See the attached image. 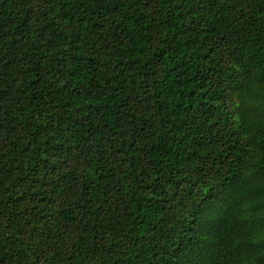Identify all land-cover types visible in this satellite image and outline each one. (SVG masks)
Instances as JSON below:
<instances>
[{
  "label": "trees",
  "instance_id": "obj_1",
  "mask_svg": "<svg viewBox=\"0 0 264 264\" xmlns=\"http://www.w3.org/2000/svg\"><path fill=\"white\" fill-rule=\"evenodd\" d=\"M262 57L264 0H0V264H251Z\"/></svg>",
  "mask_w": 264,
  "mask_h": 264
},
{
  "label": "snow or ice",
  "instance_id": "obj_2",
  "mask_svg": "<svg viewBox=\"0 0 264 264\" xmlns=\"http://www.w3.org/2000/svg\"><path fill=\"white\" fill-rule=\"evenodd\" d=\"M130 2H132V0H130ZM141 2H143V0H141ZM88 3L95 7L101 4H107L109 3V0H88ZM261 60L264 61V57H262ZM222 87L225 88L224 95L229 104H233L235 99H242L247 96L249 99L247 101L246 107L249 110L258 108L262 117L260 121L261 127L264 128V63L260 65L259 72H256L255 70H249L243 73H236L231 78V80L225 82ZM235 107L239 110L241 105L235 104ZM261 155L264 156V151H262ZM260 167L261 169H264V164H261ZM209 187H211V185H209ZM259 187L262 190L260 198L257 201V203L261 206L259 217L256 218L249 216L245 218L255 223L260 230L257 235V239L259 241V247L261 250L254 252L251 257V264H264V180L261 181ZM241 195H243V193H241ZM222 198L223 193L208 201V207L206 209H202L199 214L200 220L195 221L198 228L207 225L210 220L214 219V211ZM250 207H255V205H250ZM246 231L247 230L245 229V232ZM253 235L256 234L253 233ZM194 236L198 237V239L202 242L208 241L210 239L209 235L205 232H196L194 233ZM248 239H251V237H248ZM256 242V240H252L254 245ZM208 247L210 246L201 244L200 252H196L193 249L191 254L187 249H178L177 251L179 254L172 258L176 261V264H184L185 259L192 260L193 264H199L197 257H199L202 253H206ZM25 259H27V257H25ZM32 260H35V256L32 257Z\"/></svg>",
  "mask_w": 264,
  "mask_h": 264
}]
</instances>
